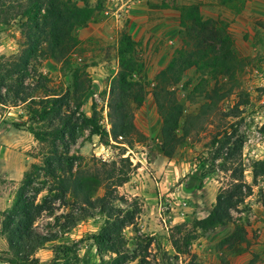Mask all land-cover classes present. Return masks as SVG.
Masks as SVG:
<instances>
[{
    "label": "rangeland",
    "instance_id": "374dc122",
    "mask_svg": "<svg viewBox=\"0 0 264 264\" xmlns=\"http://www.w3.org/2000/svg\"><path fill=\"white\" fill-rule=\"evenodd\" d=\"M72 1L83 6L82 0ZM88 2L93 19L84 28L91 23L101 24L103 37L80 40L83 28L79 29L80 44L65 60L58 62L40 55L32 60L26 85H37L43 75L42 88L34 94L39 100L64 95L72 87L78 69L81 80H90L81 98L82 110L88 117L96 113L98 125L110 135L109 144L78 123L81 127L76 141L67 134L58 145L61 153L68 146L71 155L110 165L117 162L116 173L122 169L121 160H129L131 166L125 171L129 172L130 180L118 188L117 195L122 199L115 202L116 206L137 213L135 226L124 232L128 248L137 254L127 264H264V173L257 180L253 175L254 164L264 161V0ZM139 3L151 9L150 22L153 26L158 22V27L152 26V37L137 49L143 69L134 80L143 86L144 92L140 106L133 99L129 102L134 129L126 137L114 138L110 94L113 78L120 71L118 40ZM197 16L203 23L213 22L212 34L206 31L203 35L204 48L211 50L218 38L214 32L220 34L223 44L218 41L216 44L220 49H228L230 57H234V76L215 72L212 65H193L184 70L178 83L168 87L173 94L171 101L183 109L178 129L181 141L173 156L168 157L164 154L163 116L155 98L157 76L179 50L188 47L186 42L197 41L199 34H203V23L192 21ZM20 22L19 18H10L6 23L0 14V57L20 54L25 40ZM209 59L212 62L213 56ZM75 98L76 95H71L66 100L65 113L76 110ZM79 117L78 114L76 118ZM185 125L187 136L183 131ZM31 127L48 131V121L45 124L32 121L26 105L0 104V264H13L11 260L15 259L2 234L4 214L12 209L25 173L33 164H43L44 156L51 150L50 142H39L30 132ZM228 137H232L231 144L220 154ZM239 139L243 140L242 152L234 163L226 162L233 143ZM239 163L245 170L246 182L253 187L252 195L232 212V223L210 230L196 229V223L209 216L220 190L233 182V170ZM110 170L112 166L107 168ZM53 185L54 180L41 172L29 188V195L41 190L39 202ZM104 194L102 188L99 196ZM55 204V216L44 214L35 224L41 234L58 235L57 241L37 252L41 264L52 261L58 245L74 244H78L80 261L69 258L60 264H104L90 237L100 231L105 217L89 219L62 234L60 225L65 220L62 216L71 211L58 201ZM177 226H183L181 232L176 230ZM239 227L245 231V240L228 242L226 239ZM189 232H192L190 253L179 255L172 237L183 238Z\"/></svg>",
    "mask_w": 264,
    "mask_h": 264
},
{
    "label": "trees",
    "instance_id": "16d2710c",
    "mask_svg": "<svg viewBox=\"0 0 264 264\" xmlns=\"http://www.w3.org/2000/svg\"><path fill=\"white\" fill-rule=\"evenodd\" d=\"M82 2L83 6L72 0H0V14L5 22L7 23L10 18H19L25 39L19 55L10 58L0 57V104L26 105L32 121L44 124L48 121V131L41 132L34 127L29 130L39 142H50L51 145L50 152L44 156L43 164H33L25 173L12 209L4 214L2 234L8 242L10 253L15 257L11 260L13 264H41L36 257L37 252L58 240V235L41 234L35 229L36 222L44 214L55 216L57 201L71 211L62 216L65 219L60 225L62 234L70 232L89 219L105 217L100 231L90 237L102 263L127 264L130 259L137 256L136 251L128 248V240L124 234L128 227L135 226L137 213L115 205L116 201L122 199L117 195L118 188L130 180L129 172L125 171L131 166L129 160H121L122 169L120 173H116L117 162L110 165L100 160H87L82 156L71 155L68 146L63 153L59 149L58 143L64 141L67 134L76 141L77 130L81 127L78 123L89 127L92 135L99 136L106 145L109 144L110 135L98 125L96 113L88 117L82 110L81 98L90 80H81L78 69L72 87L64 95L46 96L39 100L34 94L42 88L43 75L39 76L37 85L32 87L26 85L30 76L29 68L35 57L48 56L61 62L80 44L77 31L86 27L93 19V9L88 0ZM192 21L197 24L203 23L199 16L192 18ZM212 24L213 22H204L201 27L203 34H199L197 41L191 40L190 44L186 42L188 47L179 50L169 66L157 76L155 98L163 116L164 154L168 157L173 156L177 143L181 141L178 138V129L179 119L183 114L182 106L176 101H171L173 94L168 87L172 83H178L184 70L193 65L202 64L207 67L212 65L215 72L234 76L235 68L232 65L234 57H230L228 49H220L216 44L222 43L220 34L213 31L218 38L217 40L213 38L216 43L210 46L211 50L203 46V35L206 31L212 34ZM188 36L191 38V33H188ZM138 46L129 33L121 32L117 48L120 71L113 78L110 94L111 135L114 138L126 137L134 129L129 102L133 99L140 106L143 101L144 88L134 80V76L142 73L143 69L137 58ZM210 56H213L212 62ZM71 95H76L77 107L73 112L65 113L63 109ZM205 112L206 110L202 111L203 114ZM202 113L200 112V115ZM78 114L80 117L76 118ZM77 120L80 122H75ZM183 131L184 135L189 134L186 125ZM232 137H228L222 143L219 153L225 146L231 144ZM242 147L243 140H236L225 158L226 162L234 163L242 152ZM91 163L96 169L90 167ZM109 166H112L113 170L107 171ZM224 169L227 170V167L224 166ZM233 171V182L220 190L209 216L198 221L196 229L210 230L232 223V212L252 195L253 187L245 180L243 166L239 163ZM41 172L49 175L54 180V185L38 202V195L42 191L38 190L35 195H29L28 190ZM262 173L264 161H257L253 166L254 179L257 180ZM102 188L105 189V194L99 196ZM182 229L183 226L176 227L180 232ZM236 230V233L226 239L228 242L235 243L244 239V229L239 227ZM191 234L192 232H189L183 238L172 237L173 247L179 255L190 253L188 247L192 240ZM149 241L151 242L150 239ZM78 251V244L58 245L54 248V258L49 264H60L69 258L80 261Z\"/></svg>",
    "mask_w": 264,
    "mask_h": 264
},
{
    "label": "crops",
    "instance_id": "0c3cea01",
    "mask_svg": "<svg viewBox=\"0 0 264 264\" xmlns=\"http://www.w3.org/2000/svg\"><path fill=\"white\" fill-rule=\"evenodd\" d=\"M139 4V6H137V8H135V10L132 12L130 23H128V26L125 27L123 31L129 33V35L135 42H137L139 45H142L147 43L149 37H152V26L154 24L152 25V23L150 22L149 15L151 14V9L148 8L147 4L143 3V6H141V3ZM156 26L158 27V22H155V26H153V28ZM111 28L112 26H109V29ZM102 29L103 27L101 24L91 23L87 28H83L80 31V40H84L90 37L101 38V36L103 37L104 35ZM154 35H156V33H154ZM158 35L161 34L158 33ZM117 36L115 38H117Z\"/></svg>",
    "mask_w": 264,
    "mask_h": 264
}]
</instances>
